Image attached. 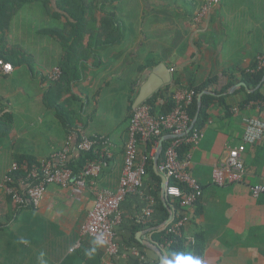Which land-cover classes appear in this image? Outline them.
<instances>
[{
    "label": "crops",
    "instance_id": "crops-1",
    "mask_svg": "<svg viewBox=\"0 0 264 264\" xmlns=\"http://www.w3.org/2000/svg\"><path fill=\"white\" fill-rule=\"evenodd\" d=\"M161 4L157 19L141 4L140 24L147 18L149 22L145 31L132 24L126 27L121 21L119 43L91 45L88 61L55 84L49 83L45 74L60 68L65 50L48 35L37 33L43 42H33L28 51L36 67L35 73L29 67V77L37 83L31 101L36 113L27 123L19 122L12 112L15 100L21 94L27 96L15 85L26 70L21 69L24 65L1 74L7 86L0 98L10 108L15 124L11 135L0 142V182L18 157L44 160L61 151L68 137L69 159L78 158L76 145L81 134L106 138L111 157L99 176L87 179L83 188L49 185L38 208H16L1 193L0 264H41V259L44 264H162V256L168 257L157 235L171 224L175 210L187 215L194 208L180 210L176 201L164 199L163 175L154 166L141 191L129 194L121 204L122 223L115 230L120 247L117 255L109 256L101 244L80 235V227L93 209V190L114 193L118 187L133 111L130 102L134 103L152 69L161 64L171 71V92L180 89L173 84L175 79L184 88L216 78L208 92L218 98L227 96L229 108L226 111L215 105L202 138L190 145L189 171L202 188V214L185 225L182 236L192 240L197 232H204L205 264H264V193L257 198L251 194V187L264 185V144L247 146L241 182L221 187L212 177L228 147L241 142L248 120L253 117L264 122V102L241 108L246 95L237 93L243 83L241 73L248 72L264 55V0H218L207 13L205 5L190 15L186 12L175 26L164 14L182 13V8L167 5L166 0ZM45 21L50 18L46 16ZM156 33L168 38L161 46L168 48L151 45ZM41 36L47 41L39 39ZM152 60L157 61L155 66L143 68ZM160 71L167 73L163 68ZM229 84L227 91L221 92ZM262 91L264 94V86ZM96 152L101 154L103 148ZM138 152H146V143L139 145Z\"/></svg>",
    "mask_w": 264,
    "mask_h": 264
},
{
    "label": "built area",
    "instance_id": "built-area-1",
    "mask_svg": "<svg viewBox=\"0 0 264 264\" xmlns=\"http://www.w3.org/2000/svg\"><path fill=\"white\" fill-rule=\"evenodd\" d=\"M218 0H210L205 11L210 10ZM264 69V55L256 60V69ZM12 66L0 60V74L6 75L12 72ZM62 77V71L54 68L46 72L47 81L57 83ZM196 92L192 89L180 88L173 92V109L166 115H155L153 108L145 102L132 111L128 128L127 141L124 150V165L118 187L114 193L104 190H93V209L89 213L87 221L80 227V235L88 237L101 244L109 256L117 255L120 247L115 240V230L122 223L121 204L129 194L139 193L143 187L147 175L146 163L148 157H154L159 140L165 134L171 137L162 158L159 160L157 171L167 181L165 195L176 201L182 209L192 208L202 197V188L195 181L189 171V155L185 161H179L177 150L182 144L192 145L202 138V132L189 131L191 119L187 109L196 98ZM159 106L163 101L159 100ZM189 131V132H188ZM153 142L152 152L143 156L138 161V149L141 143ZM264 144V122L257 118H250L246 124L241 142L228 147L226 156L213 169V182L217 186H227L242 181L245 176V167L242 155L247 146ZM103 148V158H110L109 141L103 137H88L84 134L79 136L76 150L79 153H97L99 147ZM71 151V138L68 137L61 151L49 158L33 164H19L14 162L0 182V194L9 198L16 208L32 207L41 205L44 193L49 185L61 188H83L87 179H94L102 171L105 162H88L84 168L75 175L71 169L63 167L69 160ZM163 152V149H162ZM161 152V154H162ZM17 173H21L14 180ZM264 193V185L251 187L254 198ZM187 216L179 217L176 213L171 215L170 232L181 236L185 227ZM170 224V225H171ZM202 264L204 260L200 258Z\"/></svg>",
    "mask_w": 264,
    "mask_h": 264
},
{
    "label": "trees",
    "instance_id": "trees-1",
    "mask_svg": "<svg viewBox=\"0 0 264 264\" xmlns=\"http://www.w3.org/2000/svg\"><path fill=\"white\" fill-rule=\"evenodd\" d=\"M146 1L150 4V6H152L153 0ZM120 2L121 0H0V60L4 63L10 64L11 66L29 64L28 66L30 67V65L33 64V58L26 49L10 42V30L13 19L18 15L24 6L31 3H41L45 13L44 16H48L50 20L53 19L54 22L56 21L57 27H46L39 30L38 33L43 36L48 35L50 38L54 39V41L59 44L63 50H65V60L59 68L62 71V76L65 74L67 75L69 72L75 74L73 71L78 70L77 66L88 61L91 45H94L95 47L113 46L121 41L123 37V29L121 21L117 18V13L115 11ZM164 10H166V8ZM148 14L156 16L157 19V11L155 8L151 7ZM156 64L157 61L152 60L149 61L143 68H152ZM255 69L256 63L252 65L248 72L243 71L241 73V81L245 83L247 88L252 90H254L261 83L264 77V69L261 71H254L253 73L250 72ZM72 78L73 77L71 76V79ZM60 80H62V77ZM60 80L58 82H60ZM216 81L217 79L214 78L199 85H189L184 87L194 90L197 95L193 104L187 109V113L191 121L197 113L198 96L202 92L210 91L211 86ZM173 84L177 88L183 87L180 85L179 80L176 79ZM230 86L231 84L227 85V87H225L221 92H226ZM263 86L264 82L258 90L252 93H247L246 89L243 87L239 88L237 93H244L246 95V99L241 104V108H245L251 102H264V94L262 91ZM172 95L173 92H171V85H167L146 100L145 103L149 104L153 108V114L166 115L172 111L174 106ZM159 100L163 101V106H159ZM226 100L227 96L218 98L212 95H204L202 97L201 109L194 126V130L202 132L206 128L210 119L212 108L215 105H219L228 111L229 108L226 104ZM132 104L133 102L131 101L130 105L132 106ZM14 124L15 118L10 108H8L7 105H4L3 100L0 98V142L2 139L11 135ZM64 125L66 124L64 123ZM163 136H169V134H165ZM169 141L170 140L163 142V152L160 159L162 158ZM153 146V142H147L146 152L142 155H138V161H141L143 156L147 157ZM190 151V145L182 144L177 150L179 161H185ZM152 159L153 157H148L146 163V172L151 174H153ZM106 160L107 159L103 158L98 152H89L86 154L80 153L78 158L69 159L63 167L71 169L73 173L77 175L88 162L101 161L104 163ZM16 162L19 164H33L38 161L25 155L18 157ZM20 175L21 173H17L14 180H16ZM176 205L177 208H180L178 204ZM199 205L200 202L198 201L192 207L194 208L192 212L190 214L188 213L189 216H187L188 214L185 215L178 211L176 212V210L175 213L181 218L187 216L188 221L186 224H188L189 222L195 220V218L201 216L202 210ZM180 210L184 209L180 208ZM171 226L172 224L157 235V242L166 248L165 250L167 256H169L172 252H191L193 256L202 258L205 248L204 232L199 231L194 235L192 240H187L182 236V234L181 236H176L171 233Z\"/></svg>",
    "mask_w": 264,
    "mask_h": 264
},
{
    "label": "rangeland",
    "instance_id": "rangeland-1",
    "mask_svg": "<svg viewBox=\"0 0 264 264\" xmlns=\"http://www.w3.org/2000/svg\"><path fill=\"white\" fill-rule=\"evenodd\" d=\"M152 2L153 4L151 7L157 10L158 6L162 5L161 3H163L164 0H153ZM208 2L209 0H167V4L171 5L172 7H181L182 13L174 14L173 11H166V15L164 14V17L167 20L173 21L172 25L175 26V22L177 23L178 20L185 18L186 12L190 15L197 7L199 9H203L204 5L205 7H209L207 4ZM141 4L145 5L148 10L151 9L150 4L146 0H121L120 4L115 10L117 13V18L120 19V21H122L126 27L127 25L132 24L131 26H140L145 31L149 27V22L147 18L143 19V24H140L141 20L139 19V16ZM142 9L144 11V8ZM204 12L207 13V10ZM44 14L45 13L41 3H31L24 6L18 15L13 19L10 30V42L14 45L22 46L27 51H30L31 44L33 42H39V44L43 42V40L39 41L37 39V33L39 30H42L46 27H57V23L56 21L54 22L53 19L47 23L45 21ZM161 14L163 15V10ZM154 35L157 36V33ZM163 35L164 34L158 35L155 39L151 40V45L160 48L163 44H165L168 41V38ZM39 39H44L47 41L43 36H41ZM48 41L52 42L51 40ZM41 59L44 60L42 57ZM28 65L29 64H25L24 67H21V69H26V72L24 71V73L20 74L19 78L15 82V85L18 86L17 88L24 89L25 93H27V96H23V94H21L19 100L16 99L13 103L14 109L12 112L21 123L29 122L36 113V109L33 107L31 101L33 100L32 97H34V93L36 92L35 89L37 88V83L35 80L30 79ZM30 68L33 73L36 72V67L34 64L30 65ZM6 86V82L0 77V96L1 92L5 91Z\"/></svg>",
    "mask_w": 264,
    "mask_h": 264
},
{
    "label": "water",
    "instance_id": "water-1",
    "mask_svg": "<svg viewBox=\"0 0 264 264\" xmlns=\"http://www.w3.org/2000/svg\"><path fill=\"white\" fill-rule=\"evenodd\" d=\"M165 69L167 71L166 74H162L161 73V69ZM172 79V74L171 71L165 67V65L161 64L158 65L157 67H155L154 69H152L151 74L147 77L146 82L144 83V85L141 87L139 94L137 96V98L135 99L134 103H133V110L135 108H137L140 104L144 103L146 100H148L150 97H152L155 93H157L158 91H160L164 86H167ZM264 82V77L261 81V83L254 89V90H248L250 93L255 92L256 90H258L261 87V84ZM240 86L244 87L247 89L245 83H241ZM204 95H211V92L205 91L202 92L198 98H197V113L196 116L194 117V119L191 122L189 131L192 130L196 124L200 109H201V102H202V97ZM188 131V132H189ZM165 141V139H161L159 141L158 144V148L157 151L153 157V166H154V170L157 171V166L161 157V152L163 149V142ZM163 179V183H162V195L164 197V199L166 198L165 195V190L167 189V181L165 179V177L162 176ZM164 260V257L162 256V261Z\"/></svg>",
    "mask_w": 264,
    "mask_h": 264
},
{
    "label": "clouds",
    "instance_id": "clouds-1",
    "mask_svg": "<svg viewBox=\"0 0 264 264\" xmlns=\"http://www.w3.org/2000/svg\"><path fill=\"white\" fill-rule=\"evenodd\" d=\"M43 257V254H41ZM41 264H44L41 259ZM162 264H202L199 257L193 256L191 252H172L162 261Z\"/></svg>",
    "mask_w": 264,
    "mask_h": 264
}]
</instances>
